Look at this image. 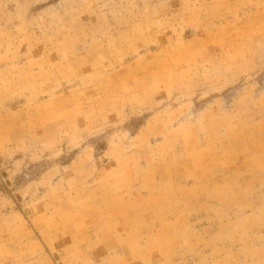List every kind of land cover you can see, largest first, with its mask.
Here are the masks:
<instances>
[{
    "label": "rangeland",
    "instance_id": "1",
    "mask_svg": "<svg viewBox=\"0 0 264 264\" xmlns=\"http://www.w3.org/2000/svg\"><path fill=\"white\" fill-rule=\"evenodd\" d=\"M0 264H264V0H0Z\"/></svg>",
    "mask_w": 264,
    "mask_h": 264
}]
</instances>
